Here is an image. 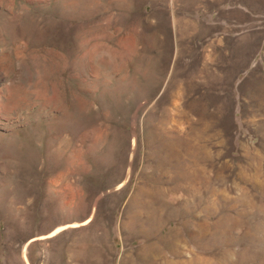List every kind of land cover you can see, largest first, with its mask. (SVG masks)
I'll list each match as a JSON object with an SVG mask.
<instances>
[{
	"label": "rangeland",
	"instance_id": "obj_1",
	"mask_svg": "<svg viewBox=\"0 0 264 264\" xmlns=\"http://www.w3.org/2000/svg\"><path fill=\"white\" fill-rule=\"evenodd\" d=\"M0 264H264V0H0Z\"/></svg>",
	"mask_w": 264,
	"mask_h": 264
},
{
	"label": "crops",
	"instance_id": "obj_2",
	"mask_svg": "<svg viewBox=\"0 0 264 264\" xmlns=\"http://www.w3.org/2000/svg\"><path fill=\"white\" fill-rule=\"evenodd\" d=\"M228 9L242 11L245 14V16L247 15V17H249V15H250V13H249L250 8L247 5H238V6L233 5L231 7L229 5ZM246 12H247V14H246ZM233 36L235 37V34H233ZM244 37H245V35H244ZM243 40H244V38H243ZM247 48L248 49L244 48L241 52L243 54H247V57H244V59L247 60L249 65H251V62H252V50L250 49V47H247Z\"/></svg>",
	"mask_w": 264,
	"mask_h": 264
},
{
	"label": "bare ground",
	"instance_id": "obj_3",
	"mask_svg": "<svg viewBox=\"0 0 264 264\" xmlns=\"http://www.w3.org/2000/svg\"><path fill=\"white\" fill-rule=\"evenodd\" d=\"M42 82H43V81H42ZM177 241H178V240H177ZM164 242H165V241H164ZM165 246H166V245H165ZM156 248H157V247H156ZM169 248H170V247H169ZM165 249H166V248H165ZM167 249H168V248H167ZM170 249H171V248H170ZM173 250H174V249H173ZM173 250H172V251H173ZM156 251H157V249H156ZM176 256H177V255H176ZM167 260H168V259H167Z\"/></svg>",
	"mask_w": 264,
	"mask_h": 264
}]
</instances>
